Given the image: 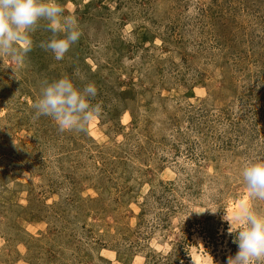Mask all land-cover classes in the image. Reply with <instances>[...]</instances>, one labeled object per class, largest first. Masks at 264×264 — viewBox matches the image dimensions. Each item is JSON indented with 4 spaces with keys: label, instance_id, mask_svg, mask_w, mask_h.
Segmentation results:
<instances>
[{
    "label": "rangeland",
    "instance_id": "374dc122",
    "mask_svg": "<svg viewBox=\"0 0 264 264\" xmlns=\"http://www.w3.org/2000/svg\"><path fill=\"white\" fill-rule=\"evenodd\" d=\"M58 3L62 60L47 21L0 52V264H227L226 208L264 210L239 176L264 158V0ZM61 78L97 88L83 130L33 107Z\"/></svg>",
    "mask_w": 264,
    "mask_h": 264
},
{
    "label": "clouds",
    "instance_id": "9594fccd",
    "mask_svg": "<svg viewBox=\"0 0 264 264\" xmlns=\"http://www.w3.org/2000/svg\"><path fill=\"white\" fill-rule=\"evenodd\" d=\"M63 13L58 0H0V52L20 59L19 42L27 41L40 22L47 21L53 35L41 47L49 50L56 60H62L81 35L76 19ZM23 51H30V46ZM96 94L97 88L92 83L78 88L71 79L61 78L41 89L33 107L37 115L51 117L60 131L83 130L99 113V106L89 103V98ZM239 176L252 200L264 201V158L248 162ZM223 220L229 225L228 235L235 234L233 243L238 245V252L229 256L227 264H264V210L245 201L234 210L226 208Z\"/></svg>",
    "mask_w": 264,
    "mask_h": 264
},
{
    "label": "bare ground",
    "instance_id": "6f19581e",
    "mask_svg": "<svg viewBox=\"0 0 264 264\" xmlns=\"http://www.w3.org/2000/svg\"><path fill=\"white\" fill-rule=\"evenodd\" d=\"M241 201V200H240ZM245 201H247V197L246 198H244V200L242 201V202H237L235 205H234V207H232V210H234V208H236V207H238L240 204H242L243 202H245ZM231 208V207H230ZM200 256H197V260L198 261H200Z\"/></svg>",
    "mask_w": 264,
    "mask_h": 264
},
{
    "label": "trees",
    "instance_id": "16d2710c",
    "mask_svg": "<svg viewBox=\"0 0 264 264\" xmlns=\"http://www.w3.org/2000/svg\"><path fill=\"white\" fill-rule=\"evenodd\" d=\"M37 48V46H36V44L34 45L33 43L31 44V46H30V51L32 52L34 49H36ZM34 65V64H33Z\"/></svg>",
    "mask_w": 264,
    "mask_h": 264
}]
</instances>
